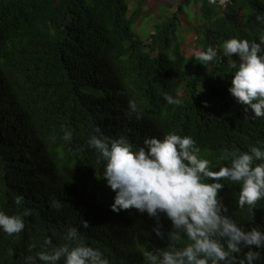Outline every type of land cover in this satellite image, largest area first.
<instances>
[{
  "label": "trees",
  "instance_id": "1",
  "mask_svg": "<svg viewBox=\"0 0 264 264\" xmlns=\"http://www.w3.org/2000/svg\"><path fill=\"white\" fill-rule=\"evenodd\" d=\"M147 2L0 0V210H32L21 233L0 231V264H25L46 240L64 243L70 227L109 264H146V252L167 245L146 213L111 211L115 193L99 178L103 164L87 143L90 134L99 135L97 127L109 138L126 135L136 147L148 136H191L214 170L227 165L226 151L264 141V119L246 118L250 112L228 92L232 70L222 48L233 37L264 36L257 19L264 17V0H178L173 13L164 3L154 31L141 35L135 28L150 14ZM194 4L196 46L217 52L207 67L187 57L179 40L190 18L186 8ZM165 92L181 103L167 104ZM129 101L137 103L139 118L128 117ZM65 129L71 141L62 139ZM223 183L227 214L245 229L264 227V200L241 209L240 186ZM16 196L24 198L22 206ZM52 199L62 202L60 210ZM161 222L170 229L163 216Z\"/></svg>",
  "mask_w": 264,
  "mask_h": 264
},
{
  "label": "clouds",
  "instance_id": "2",
  "mask_svg": "<svg viewBox=\"0 0 264 264\" xmlns=\"http://www.w3.org/2000/svg\"><path fill=\"white\" fill-rule=\"evenodd\" d=\"M228 3L230 0H222ZM209 4L217 0H208ZM264 22V17H257ZM223 54L229 58L232 79L229 94L243 106L246 118L264 119V36L259 40L230 38L222 44ZM238 57V61L233 56ZM217 52L213 47L195 53V60L207 67ZM163 98L169 105L181 100L167 92ZM206 103V102H205ZM139 118L138 105L129 101L128 117ZM88 137V146L103 164L102 178L115 193L110 209L113 212L136 209L154 218L153 232L167 239V245L145 253L146 264H264V227L252 225L248 229L229 216L220 193L223 181L239 185L237 206L255 209L264 200V141L226 151L221 159L226 166L214 170L210 160L201 156V149L191 136L175 132L162 137L148 136L136 147L126 135L109 138L99 127ZM64 141L72 140V132L65 129ZM22 196L15 197L17 206L23 205ZM53 209L60 210L62 202L50 200ZM32 210L9 215L0 210V231L7 236L21 233L24 217ZM170 222L164 230L161 217ZM254 216V213H253ZM81 227L89 224L83 221ZM79 229L70 227L64 243L44 242L40 251L25 258V264H109V260L95 247L84 242ZM36 244L29 245V251Z\"/></svg>",
  "mask_w": 264,
  "mask_h": 264
},
{
  "label": "rangeland",
  "instance_id": "3",
  "mask_svg": "<svg viewBox=\"0 0 264 264\" xmlns=\"http://www.w3.org/2000/svg\"><path fill=\"white\" fill-rule=\"evenodd\" d=\"M164 3H167V9L171 13H173L177 9L178 0H148L147 5L145 6V10L149 11L150 14L147 16L144 23L139 24L135 28L141 35H149L154 31L153 22H155L157 16L161 14V7L165 5ZM198 7V5L194 4L191 7L186 8L185 12L190 17L189 21L185 23V26L188 27L187 29L182 30L179 36V40L183 43V51L187 57H191L192 55H195L196 52L200 51L195 43L196 37L198 35L196 13ZM190 23L192 24L191 28H189ZM188 28L190 30H188Z\"/></svg>",
  "mask_w": 264,
  "mask_h": 264
},
{
  "label": "water",
  "instance_id": "4",
  "mask_svg": "<svg viewBox=\"0 0 264 264\" xmlns=\"http://www.w3.org/2000/svg\"><path fill=\"white\" fill-rule=\"evenodd\" d=\"M217 3H218V4H221V3H223V2H222V0H217Z\"/></svg>",
  "mask_w": 264,
  "mask_h": 264
}]
</instances>
